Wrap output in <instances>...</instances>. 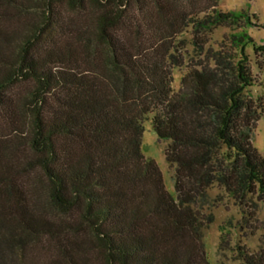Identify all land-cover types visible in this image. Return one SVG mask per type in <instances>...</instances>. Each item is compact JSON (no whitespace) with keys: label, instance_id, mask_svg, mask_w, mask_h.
I'll use <instances>...</instances> for the list:
<instances>
[{"label":"trees","instance_id":"16d2710c","mask_svg":"<svg viewBox=\"0 0 264 264\" xmlns=\"http://www.w3.org/2000/svg\"><path fill=\"white\" fill-rule=\"evenodd\" d=\"M201 2L0 0V129L12 126L14 137L0 135V264H86L99 251L96 264H211L203 230L214 219L201 207L209 190L216 184L241 206L253 196L264 202V156L253 145L264 95L252 93L258 79L246 50L253 38L231 34L218 51L195 39L205 58L173 87V67L184 66L178 35L239 20L217 0ZM127 30L140 42H126ZM255 50L262 67L264 45ZM17 83L26 85L18 98ZM151 114L159 139L171 141L175 196L143 153ZM46 204L86 228L52 219ZM255 212L245 211L247 229ZM85 229L89 237L78 236ZM42 240L59 259L31 255ZM220 246L229 248L228 233ZM236 252L244 264H264L262 249L239 243Z\"/></svg>","mask_w":264,"mask_h":264},{"label":"rangeland","instance_id":"374dc122","mask_svg":"<svg viewBox=\"0 0 264 264\" xmlns=\"http://www.w3.org/2000/svg\"><path fill=\"white\" fill-rule=\"evenodd\" d=\"M201 8H207L209 5V0H202ZM218 9L222 12H232L239 18L238 21L234 23H226L220 26H215L209 30L197 33L190 26L182 34L178 35L176 38L175 46L177 47V53L175 55L180 59H183L184 66L181 69L173 67V73L175 77V82L173 83L174 89L177 91L180 88V81L182 75L186 73L188 68L194 66L198 59H204L205 55L201 52L200 48L195 44V39H199L204 43L205 49H212L218 51L220 49L230 48L229 42L231 34H239L242 31L246 32L249 36L253 38V42L246 44L247 54L251 59L252 71L258 82L252 87V93L255 96L264 95V64L262 67L259 65V61L262 60L256 55L255 48L264 45V0H217ZM62 11L66 17L73 16L75 11L68 8L67 5L62 7ZM191 11V9H189ZM212 14L210 9L203 12L200 17L204 15ZM259 25V26H256ZM9 26V32L18 31L17 22H11ZM146 32V31H144ZM143 32V33H144ZM126 42L132 41L133 43H139L140 38L134 32L123 31ZM123 37V38H124ZM25 84L17 83L11 89L10 92L13 93L14 97L18 98V94L22 96L25 95L26 89ZM154 114L148 116L145 121V133L143 136V153L146 158L153 159L163 176V181L166 189L173 195H176L174 188V175L175 169L172 168L166 160V150L171 144L169 140H161L154 132L151 124V119ZM0 123L2 121L0 120ZM2 125H4L2 123ZM12 126H3L0 129V135L6 137L7 140L14 138L12 134ZM24 142V141H23ZM22 144V143H21ZM254 147L264 156V116L258 122L255 131V136L253 139ZM22 148V149H21ZM21 150L25 146L21 145ZM34 176L37 175V181L39 182L38 187L40 188V196L43 199L46 195V180L41 171L35 170ZM209 200L208 204L201 206L203 213L206 216H213L214 221L204 228V243L206 254L208 260L211 264H244L238 259L236 247L239 243L245 244L250 252L254 253L264 250V202L258 200L257 196H253L246 206H241L238 204L234 198L228 196L223 188L218 185H214L209 190ZM220 197L222 201H220ZM47 206V213L49 217L54 220L66 221V223L73 225H81L86 228L84 223H80L78 218L75 216H59V214L49 209ZM246 213L255 210L256 217L251 221V227L244 221ZM246 227V229H242ZM254 231V232H251ZM81 231L78 236H87L89 233ZM222 232L229 234V248L222 249L221 236ZM254 233V234H252ZM71 234L72 238H77L76 235ZM48 244L45 240L37 242L31 247V255H37L40 259L50 260L59 259L60 255L58 251L54 248H47ZM50 247V246H49ZM48 249H50L48 251ZM89 259L86 264H96V262L101 261L102 254L99 252L90 253L87 256Z\"/></svg>","mask_w":264,"mask_h":264}]
</instances>
